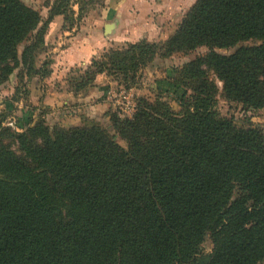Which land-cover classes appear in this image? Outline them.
<instances>
[{"label": "trees", "instance_id": "obj_1", "mask_svg": "<svg viewBox=\"0 0 264 264\" xmlns=\"http://www.w3.org/2000/svg\"><path fill=\"white\" fill-rule=\"evenodd\" d=\"M39 23L20 0H0V84L19 59L33 64V47L19 46ZM200 47L205 55L161 78L189 91L179 116L143 98L130 118L110 116L126 148L96 123L37 121L13 133L20 155L0 145V264H196L206 240L205 264L264 262V140L219 117L205 69L226 99L264 105V0H196L166 40L102 51L74 91L100 74L129 85L155 57Z\"/></svg>", "mask_w": 264, "mask_h": 264}, {"label": "rangeland", "instance_id": "obj_2", "mask_svg": "<svg viewBox=\"0 0 264 264\" xmlns=\"http://www.w3.org/2000/svg\"><path fill=\"white\" fill-rule=\"evenodd\" d=\"M20 1L39 14L38 27L40 31H34L28 41L19 46L20 53L28 45L33 47V64L22 65L19 59L8 80L0 84L3 87L0 89V145L7 146L10 151L20 155L19 142L13 133L26 136L33 123L37 121L49 127L65 128L96 123L106 128L114 136V140L126 148V143L120 140L113 131L110 116L114 114L122 120L130 118L135 111L137 100L140 98L151 103L165 102L172 108L174 115L179 116L182 108L177 98L184 92L188 97L189 91L182 87H173L168 81H161V78L166 74L171 80L175 76L173 71L175 68H180L195 58L205 55L207 53L205 47L196 48L188 53H176L167 58L155 57L151 63L138 71L129 85L103 74L104 78L95 80L96 82L77 92L74 91V86L77 85L89 64L64 68V65L60 64L62 55L59 63L57 60L53 64V54L51 55V53L55 52L53 50L56 48V41L60 39V37L58 39L60 28L61 31L68 32L69 39L74 36H86L88 32L90 34L93 31L94 27H101V24L98 23L104 7H107L104 10L109 9L107 17L113 18L118 14V8L122 4L126 5L119 15L122 16V20L126 24V30L129 27L127 18L137 8L138 13L143 14V18L145 14L147 15L143 21L149 19L154 25L167 26L162 39L158 36V40L155 38L151 41L159 43L175 32L196 0H174L179 3L178 9L171 7L172 10L168 12L167 16H163L164 11H154L149 8V6L163 3L165 0H69L68 3H63L60 9L57 7L62 0ZM141 3H143L142 6ZM56 11L61 14L52 16V13ZM57 16L58 18H56ZM156 35L158 32L154 34V36ZM38 37L41 41L36 40ZM116 38L115 36L110 39L111 46L105 50L121 48L127 44ZM131 38L136 39L137 36ZM67 39L61 38L62 47L70 43V40ZM242 44L252 45L251 42ZM235 49H216V52L227 55ZM205 69L209 80L216 87L214 110L219 117L231 121L237 128L256 129L264 140V105L261 108L253 109L238 101L226 99L222 82L212 69L207 67ZM37 79L40 80L39 86L34 82ZM100 100L104 104L96 103ZM211 249L210 242L206 240L201 245V255L196 264H205L211 254Z\"/></svg>", "mask_w": 264, "mask_h": 264}, {"label": "crops", "instance_id": "obj_3", "mask_svg": "<svg viewBox=\"0 0 264 264\" xmlns=\"http://www.w3.org/2000/svg\"><path fill=\"white\" fill-rule=\"evenodd\" d=\"M125 5L126 4L124 5L122 4L119 6L117 11L118 14L115 15L113 18L107 17V12L109 11V9L104 10L105 8H107L104 7V9L100 13L101 15L98 23L101 24V27L98 26L94 27V29H92L93 31L90 32V34L88 32L86 36L85 35H82L81 37L74 36V37H70L69 39L68 37L69 35H67L68 32L61 31L60 28V35L58 36V39L59 37L60 39L56 41V48L53 50L55 52L51 53V55L53 54L52 55L53 64L57 60L59 63V60H61V55H62V60L60 64L64 65V68L75 65L87 66L88 64H90V61L94 57H96L98 54L104 51L105 48L111 46V43L109 41L110 39H113V37L115 36L117 37L116 38L117 40H121V42L124 43H135L142 39L151 42L155 40V38L158 40V36H160V39L163 38V32L165 29L167 30V26H162V24L154 25L152 22H150L149 19L143 21V19L147 18L146 17L147 15L145 14L143 18V14L141 15L140 13H138V8L135 11H133L132 14L130 15L128 14L129 17L127 18L128 19L127 22L129 24V27L126 30V24H124V21L122 20V16L119 15L121 14V10L125 8ZM142 5L143 3H141V6ZM178 6L179 3H176L174 0H165L163 3L153 4L149 6V8H152V10L154 11L157 10H160V12L164 11L163 16H167L168 12L172 10L170 9L171 7L178 9ZM56 18H58V16ZM157 32L158 35L154 36V34H157ZM133 36H137V38L136 39L131 38ZM61 38L63 39L68 38L67 40H70V43L67 45L65 44L64 47H62L61 44H63V42L61 41ZM102 75L101 74L97 75L95 80L98 81L100 78H104ZM95 80L94 82H96ZM34 82L39 86L40 83L39 79H37ZM2 88L3 87L0 86V89ZM59 95L61 96L60 93ZM96 103L104 104L102 100Z\"/></svg>", "mask_w": 264, "mask_h": 264}]
</instances>
